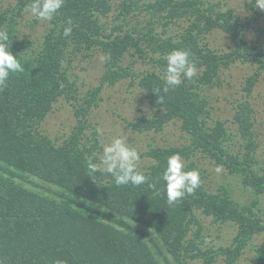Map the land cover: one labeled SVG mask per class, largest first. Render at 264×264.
I'll use <instances>...</instances> for the list:
<instances>
[{
	"label": "trees",
	"instance_id": "trees-1",
	"mask_svg": "<svg viewBox=\"0 0 264 264\" xmlns=\"http://www.w3.org/2000/svg\"><path fill=\"white\" fill-rule=\"evenodd\" d=\"M222 1L65 0L52 21H40L27 10L31 0H0V29L9 32L10 51L24 67L0 91L2 264H238L264 235V166L255 154L264 143L257 108L247 97L264 78V22L253 2L252 21L237 18ZM69 20L73 32L64 37ZM24 23L35 33L30 39ZM174 26L177 32H170ZM250 27L259 33L253 40L246 38ZM215 29L231 36V50L210 46ZM173 49L190 51L198 76L182 77L164 94L165 58ZM97 54L104 57L100 82L83 90L76 61ZM237 62L254 72L229 124L213 117L209 90L221 87L224 72ZM122 82L137 86L136 99L149 106L124 118L127 126L158 133L176 124L182 131L178 142L152 143L148 150L133 143L152 159L138 169L148 178L140 186L117 187L110 174L92 179L87 171L88 161L99 164L102 156V137L87 131L88 120L104 99L101 92ZM63 100L76 122L65 136L53 137L43 124ZM174 153L186 171L199 170L202 183L168 205L161 175ZM210 165H220L227 179L212 185ZM226 224L236 230L233 239L212 245L208 230ZM256 243L252 264H264V240Z\"/></svg>",
	"mask_w": 264,
	"mask_h": 264
},
{
	"label": "rangeland",
	"instance_id": "rangeland-1",
	"mask_svg": "<svg viewBox=\"0 0 264 264\" xmlns=\"http://www.w3.org/2000/svg\"><path fill=\"white\" fill-rule=\"evenodd\" d=\"M223 1L225 4L227 3L225 5V9L230 7L233 8L235 16L241 20H245L250 16L252 20V9L251 7H248V5L249 2H253L255 10H258L262 14V23L264 22V9H260L256 6V0ZM180 22L185 24L186 20H181ZM23 27L26 30L27 38H32L35 33L30 28L31 26L24 23ZM170 32H177V26L172 27ZM258 34L259 33L256 28L250 27L246 31V38L253 40V37L255 38ZM208 40L210 46L219 51L231 50L233 47V40L231 36L221 29L213 30V32L208 35ZM76 64L79 65L76 68L79 73L78 83L83 90L90 86L99 84L100 77L104 70L103 56L97 54L91 61L77 60ZM138 65L141 67H151L149 64L139 63ZM253 72L254 68L243 62H237L224 72L221 87H217L216 85L212 90H209L211 102L214 106L212 107L213 117L229 119L228 123L231 124V118L234 113V104H236L238 100L245 98L243 85L247 77ZM138 91L137 86H129L127 82H122L111 87H106L101 92L104 99L101 100V105L95 108L92 112L88 120L89 123L87 131L90 133L94 129H102L104 133L101 139L102 145L110 143L113 138L118 136L126 137L127 143L131 147L136 146L144 150H148L152 143L172 144L178 142L182 131L176 124H170L163 131L158 133H150L148 131L137 132L127 126L124 118H136L139 114L149 108L146 100L136 99L135 92L138 93ZM247 97L257 108L256 129L261 134V136H258L259 142L264 143V78H262L261 82L255 87L253 93ZM59 104V107L57 106L56 109L49 114L43 124L44 130L53 137H57L58 135L65 136L69 133L76 122L72 105L65 100L61 101ZM232 126L234 125L232 124ZM129 139L136 140V142H130ZM255 154L262 161L259 162L258 165L264 166V145H261ZM151 162L152 159L148 156L140 155L138 169L139 167H147V165ZM209 169L214 172L213 177H211L210 180L212 185H215V181L219 180V182H224V180L227 179L225 177L226 172L222 173L221 171L220 173H217L214 165H210ZM232 185L236 188L238 193H242L244 191L241 186L238 189L239 186L236 181H233ZM208 231L210 232V240L208 241L212 245L215 243L227 245L231 242L234 234L236 233V230L232 226H229V224H226L221 228L215 225ZM262 240H264V235L258 236L255 241L260 242ZM256 242L247 248L238 264H252L255 262L256 246L258 245ZM219 262H224L222 257Z\"/></svg>",
	"mask_w": 264,
	"mask_h": 264
},
{
	"label": "clouds",
	"instance_id": "clouds-1",
	"mask_svg": "<svg viewBox=\"0 0 264 264\" xmlns=\"http://www.w3.org/2000/svg\"><path fill=\"white\" fill-rule=\"evenodd\" d=\"M65 0H31L27 5L30 15L40 21H52L58 11L64 6ZM256 6L264 9V0H256ZM73 26L69 20L63 29V36L70 37ZM10 35L6 29H0V91L6 86L10 75L24 72V67L19 58L10 51ZM110 59V57H106ZM166 68L164 70V86L162 92L168 93L170 89L181 85L184 80L192 81L198 76L196 64L191 59V53L186 49H173L166 56ZM163 104L164 95L161 89L153 90ZM98 137L103 136V130L96 129ZM140 154L127 143L123 136L115 137L110 143L102 145L100 163L92 160L87 163L88 176L94 179L97 172L110 174L117 187L132 185L140 186L147 182V176L138 170ZM185 164L178 153L167 157L166 167L162 172L161 179L164 181L163 191L166 192L168 205H174L185 195H192L201 186L200 172L197 169L185 170ZM217 173L222 167L217 165ZM159 194V192L157 193ZM2 264V262H0ZM62 264V262H57Z\"/></svg>",
	"mask_w": 264,
	"mask_h": 264
}]
</instances>
